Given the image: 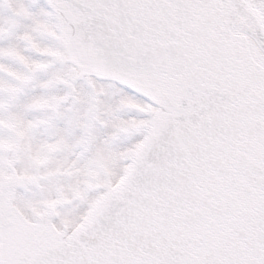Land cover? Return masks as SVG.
<instances>
[{
    "label": "snow or ice",
    "instance_id": "obj_1",
    "mask_svg": "<svg viewBox=\"0 0 264 264\" xmlns=\"http://www.w3.org/2000/svg\"><path fill=\"white\" fill-rule=\"evenodd\" d=\"M0 264H264V0H0Z\"/></svg>",
    "mask_w": 264,
    "mask_h": 264
}]
</instances>
